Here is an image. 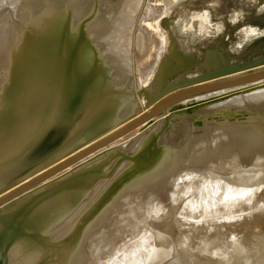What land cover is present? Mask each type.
Wrapping results in <instances>:
<instances>
[{"label":"water","instance_id":"obj_1","mask_svg":"<svg viewBox=\"0 0 264 264\" xmlns=\"http://www.w3.org/2000/svg\"><path fill=\"white\" fill-rule=\"evenodd\" d=\"M169 4L0 0V264H264V0Z\"/></svg>","mask_w":264,"mask_h":264},{"label":"rangeland","instance_id":"obj_2","mask_svg":"<svg viewBox=\"0 0 264 264\" xmlns=\"http://www.w3.org/2000/svg\"><path fill=\"white\" fill-rule=\"evenodd\" d=\"M162 1H166V0H162ZM175 1L178 0H169L170 5H175L173 4V2ZM190 18L191 16L190 17L187 16L186 20L182 22V25L177 27L178 35H180L181 37H188L191 40V42H194L198 37H203L207 34L216 33L217 30L211 31V29L207 28L204 25V22L207 23V21H209L208 18H210L208 11H206L205 14L199 13L197 15L192 16V20ZM228 78H224V79H228Z\"/></svg>","mask_w":264,"mask_h":264},{"label":"flooded vegetation","instance_id":"obj_3","mask_svg":"<svg viewBox=\"0 0 264 264\" xmlns=\"http://www.w3.org/2000/svg\"><path fill=\"white\" fill-rule=\"evenodd\" d=\"M185 1L186 0H178V1H175V2H173V4H175V5H177L178 7H181V5L182 4H184L185 3ZM188 2L190 1V0H187ZM209 9V13H210V18H209V21H207V23H205L204 22V25L207 27V28H209V29H211V31L212 30H217L218 29V27L219 28H221L222 30L223 29H227V25L229 24V25H231V27L232 28H239L240 26V24H243V26L245 25V23L249 20V18H250V14L249 13H245V14H243L242 15V17H240V18H235V19H232L231 17H228V22L225 20L224 21V19L223 18H220V19H217L216 17H215V15H214V10L213 9H211V8H208ZM203 10L204 9H202V8H197V9H192L191 10V12L189 13V17L191 16V20H192V16H194V15H197V14H202L203 13ZM197 21V20H196ZM240 22V24H235V23H237V22ZM192 23V22H191ZM191 25V24H190ZM190 25H189V27H190ZM195 25V24H194ZM245 26H247V25H245ZM177 29V28H176ZM179 36V35H178Z\"/></svg>","mask_w":264,"mask_h":264},{"label":"bare ground","instance_id":"obj_4","mask_svg":"<svg viewBox=\"0 0 264 264\" xmlns=\"http://www.w3.org/2000/svg\"><path fill=\"white\" fill-rule=\"evenodd\" d=\"M166 1H168V3H169V0H166ZM169 5H170V4H169ZM147 80H148V79H145L144 84L148 82Z\"/></svg>","mask_w":264,"mask_h":264}]
</instances>
